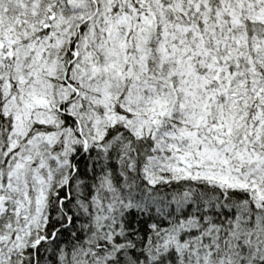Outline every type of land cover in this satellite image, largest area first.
I'll return each instance as SVG.
<instances>
[{"label": "snow or ice", "instance_id": "snow-or-ice-1", "mask_svg": "<svg viewBox=\"0 0 264 264\" xmlns=\"http://www.w3.org/2000/svg\"><path fill=\"white\" fill-rule=\"evenodd\" d=\"M0 264H264V0H0Z\"/></svg>", "mask_w": 264, "mask_h": 264}]
</instances>
